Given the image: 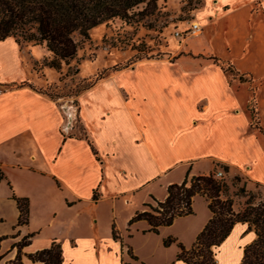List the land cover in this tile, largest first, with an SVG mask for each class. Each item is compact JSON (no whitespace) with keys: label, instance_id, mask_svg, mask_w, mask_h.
I'll return each instance as SVG.
<instances>
[{"label":"crops","instance_id":"crops-1","mask_svg":"<svg viewBox=\"0 0 264 264\" xmlns=\"http://www.w3.org/2000/svg\"><path fill=\"white\" fill-rule=\"evenodd\" d=\"M236 14L241 18L223 46L225 54L216 56L211 49L202 54L232 67L234 76L202 58L194 67L142 63L88 88L80 97V109L74 105L64 109L32 82L16 78L14 72L26 77L29 67L12 38L0 41V85L5 87L0 92V153L10 149L12 156L9 161L0 159L4 176L0 181V238H4L0 264L15 258L14 244L27 234L34 236L22 249V264H40L27 255L52 242L61 247L62 264L97 263L104 241L91 219L87 221L84 207L148 189L156 181H165V193L157 199L163 201L167 187L181 183L187 172L208 175L219 163L264 185V125L258 111L264 101V0H203L195 14L202 27L196 38ZM253 56L260 65L244 64ZM251 99L261 129L252 125ZM79 119L84 136L70 137ZM16 144L25 148H10ZM22 153L28 164H21ZM200 162L206 164L203 170H197ZM17 172L23 174L20 185L13 177ZM13 194L28 199L27 225H17L19 209ZM233 210L240 209L233 205ZM55 217L57 233L52 230ZM210 217L209 212L192 231L193 242ZM35 218L49 220L39 224ZM254 239L246 224H235L218 247V264L221 259L239 264L243 248ZM108 240L119 247L117 264H139L130 259L124 263L127 248L112 235ZM175 257H168L164 264H185Z\"/></svg>","mask_w":264,"mask_h":264},{"label":"rangeland","instance_id":"rangeland-1","mask_svg":"<svg viewBox=\"0 0 264 264\" xmlns=\"http://www.w3.org/2000/svg\"><path fill=\"white\" fill-rule=\"evenodd\" d=\"M202 3L203 0H156L157 9L151 15L137 16L136 13L144 8V5H140L131 12L134 16L130 20L112 19L106 21L89 30L86 39L76 34L73 37L78 45L75 57L68 64L62 62L59 71L45 67L36 72L34 64L37 63L35 68L38 69L44 59H51L52 56L46 52L44 46L22 44L19 49L25 65L29 67L27 78L21 72H14L13 75L18 79L22 78L23 81L32 82L49 99L57 101L58 105L66 109L67 105L79 107L80 97L88 90L84 87L104 72L105 77L93 83L90 88L100 85L117 72L113 71L114 67L128 65L126 70H134L142 63L175 64L176 62L185 67H194L200 64L202 58L226 68L227 64L213 61L209 55L202 54L211 49L216 56H223L225 54L223 46L233 34V24L241 17L238 14L227 17L214 27H208L204 31L203 38H196L199 33L195 35L188 32L193 24H197L202 29L195 17L196 12L202 7ZM177 33H179L178 36ZM189 46H192L193 52ZM243 61H245L244 64L248 62L254 67L260 65L257 56ZM239 62L241 63L242 59L236 58V63L239 66H244ZM4 90L5 87L0 85V92ZM123 92L127 95L125 91ZM262 94L264 96V89ZM253 106L254 99H251L248 109ZM258 106L259 115L264 125V101ZM255 118L256 115L252 117V124L256 123ZM69 136L80 138L84 136V128L80 119ZM23 147L16 144L10 148L22 149ZM11 158L10 149L0 153V159L3 161H9ZM19 160L21 164H28L27 155L24 153L19 156ZM205 167L206 164L200 162L197 170H203ZM224 167L217 163L213 171L223 170ZM22 176V172H17L13 176L19 185L22 184ZM191 176L193 175H189V177ZM223 179L229 187V194L237 193V190L241 188L245 191L244 196H235L233 199L234 205L239 209L248 199L249 194H253L256 198L264 196V185L249 180L244 174L227 169V172L224 171ZM164 183L163 180L156 181L148 189L144 187L130 195H118L116 199H104L92 207H84L82 212L85 213L87 221L91 219L94 224L93 228L104 241L100 250L101 260L93 264H117L119 247L108 240V237L112 235L113 228L119 236L121 235L120 240L123 246L132 249L133 254L137 257L136 262L139 264H164L168 257L173 254L176 256L178 249L176 244H171L168 247L163 246V240L168 237L175 238L185 248L191 247L193 244L192 231L207 218L209 213L200 196L193 199L191 215L176 218L170 226L160 227L157 234L148 231L149 226L143 220L129 224L131 215L135 211L148 210L147 207H143V204L156 206L154 200L162 198L165 193ZM122 193L124 192L119 194ZM56 212L59 215V211ZM33 220L35 223L42 224L48 222L49 218ZM57 220L58 217H55L56 222L52 227L55 233L59 231ZM217 251L218 249L214 250L216 261ZM124 255V263L131 260L125 253ZM221 260L222 264H231Z\"/></svg>","mask_w":264,"mask_h":264},{"label":"trees","instance_id":"trees-1","mask_svg":"<svg viewBox=\"0 0 264 264\" xmlns=\"http://www.w3.org/2000/svg\"><path fill=\"white\" fill-rule=\"evenodd\" d=\"M140 5H144V8L136 13L139 17L151 15L157 9L156 0H0V41L12 38L18 47L29 43L44 46L52 58L44 59L38 69L35 68V63L34 70L37 72L46 67L59 71L62 62L68 64L75 57L78 45L74 41V35L86 39L89 30L106 21L130 20L134 16L131 12ZM213 59L217 61L216 58ZM127 66L114 67L113 71ZM225 71L235 75L230 66L226 67ZM104 77V72L100 73L84 89L90 88L93 83ZM23 85L25 83L19 86ZM249 110L251 118L256 115L255 102ZM252 125L255 129H261L257 119ZM223 170L227 172V167ZM3 179V173L0 171V181ZM228 191L229 187L224 179H215L213 172L191 177L187 172L181 183L167 187V195L163 201L154 200L156 206L143 204L148 210L137 211L130 218L129 224L143 220L149 226L148 231L157 234L160 227L170 226L176 218L191 215L193 199L200 196L207 202L211 217L191 247L186 249L172 237L163 240L164 247L176 244L178 252L175 261L185 264H218L214 250L218 249L235 224L242 223L247 225L248 231L254 232L255 239L243 248L239 264H264V196L256 198L249 194L240 210L235 212L233 199L235 196H244L245 191L243 188L233 194ZM12 198L19 209L17 225H27L28 199L18 198L14 194ZM93 199H96L95 192ZM33 236L34 234H27L14 244L17 249L16 256L6 264H22V249L28 246ZM112 238L123 246L114 228ZM2 239L4 238H0V241ZM126 253L131 260L137 261L130 247H127ZM27 258L34 263L62 264L61 247L52 242L48 248L29 254Z\"/></svg>","mask_w":264,"mask_h":264},{"label":"built area","instance_id":"built-area-1","mask_svg":"<svg viewBox=\"0 0 264 264\" xmlns=\"http://www.w3.org/2000/svg\"><path fill=\"white\" fill-rule=\"evenodd\" d=\"M201 31V28L197 25V24H193L191 26V29L189 30L188 33L190 34H197ZM179 35V33H177V36ZM223 176H224V171L222 169H218L216 171H213V177L215 179H223Z\"/></svg>","mask_w":264,"mask_h":264}]
</instances>
